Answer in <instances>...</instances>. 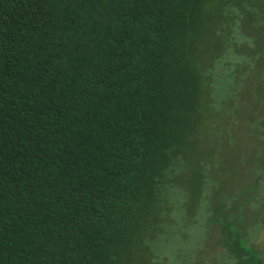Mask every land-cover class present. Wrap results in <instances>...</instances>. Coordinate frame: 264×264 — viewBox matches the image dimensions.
Instances as JSON below:
<instances>
[{"label": "trees", "instance_id": "obj_1", "mask_svg": "<svg viewBox=\"0 0 264 264\" xmlns=\"http://www.w3.org/2000/svg\"><path fill=\"white\" fill-rule=\"evenodd\" d=\"M243 2L0 0V264H134L189 198L237 263L264 264V109L223 119H243L255 148L237 205L212 210L209 149L196 192L182 181L215 108L251 98L255 66L248 89L264 101V59L239 42Z\"/></svg>", "mask_w": 264, "mask_h": 264}, {"label": "rangeland", "instance_id": "obj_2", "mask_svg": "<svg viewBox=\"0 0 264 264\" xmlns=\"http://www.w3.org/2000/svg\"><path fill=\"white\" fill-rule=\"evenodd\" d=\"M264 0H245L242 3L241 9L244 16L236 25L241 34L239 39L240 44L246 50L249 46L253 47V52L248 54L249 58L258 57L264 59ZM220 39H211L212 44H218ZM240 76H243L240 73ZM262 71L258 66L251 69L250 73L244 78L245 88L241 90L248 92L251 98H243V107L233 108L227 103L229 98L225 96V104H219L215 108L216 118L213 125L204 133L200 139L197 138V146L193 160L196 165L188 168L182 175V181L186 190L191 189L196 192V174L197 163L209 149L208 161L214 165L213 174L220 181V188L215 191L211 197L212 210L217 207H223L226 210L237 205L236 195L238 193L240 178L244 173H250L249 161L255 157V148L250 147L248 136L249 131L243 119L231 121V124L225 126L223 119L227 116L235 114H249L252 116V109L248 112L246 106L250 101L259 104L260 108L264 109V101L257 100L255 93L249 91V86H256ZM235 114H234V113ZM202 142V143H201ZM201 143V144H200ZM205 159V158H204ZM234 194V198L229 195ZM219 196H223L219 199ZM257 203V202H256ZM187 209L188 217L186 219L178 217L179 221L175 228H170L161 240H157L153 244L152 252L143 253L142 256H136L137 262L134 264H240L237 263V255L230 246L229 235L224 233L223 227L209 225L210 210L202 212L201 215L196 214L195 209H192V200L186 199L184 204ZM256 210V209H255ZM186 213V212H185ZM251 214V213H250ZM257 225L250 216H247L245 224L241 225V235H248L254 240L257 236L255 233ZM258 241L256 244H262ZM264 242V240H263ZM263 247V246H262ZM264 249V248H261ZM153 257L157 262L152 261ZM140 258V259H139Z\"/></svg>", "mask_w": 264, "mask_h": 264}]
</instances>
